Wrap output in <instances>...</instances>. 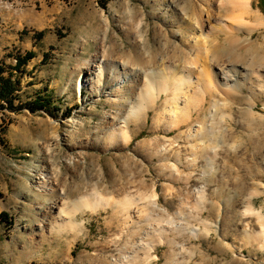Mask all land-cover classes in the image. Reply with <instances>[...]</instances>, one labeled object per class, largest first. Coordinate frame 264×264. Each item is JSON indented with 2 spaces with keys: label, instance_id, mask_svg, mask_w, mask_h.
I'll list each match as a JSON object with an SVG mask.
<instances>
[{
  "label": "rangeland",
  "instance_id": "1",
  "mask_svg": "<svg viewBox=\"0 0 264 264\" xmlns=\"http://www.w3.org/2000/svg\"><path fill=\"white\" fill-rule=\"evenodd\" d=\"M172 1L0 0V66L5 75L12 71L19 85L13 108L0 111V264H264L263 236L258 235L264 225L255 214L264 221V87L245 75L250 69L238 65L239 74L233 76L253 89L242 87L255 101L254 125H245L242 113L250 109L249 102L234 103L220 90L200 92L207 71L199 57L197 65L178 63L181 73L188 72L187 66L194 69L189 82L179 86L176 99L172 93L160 95L128 146L118 149L105 140L104 131L124 128V112L113 102L129 88L127 77L114 79L108 62L122 60L131 41H142L141 32L147 46L157 45L155 27L163 40L178 43V27L165 21L185 0ZM194 2L202 9L197 32L202 31L204 45L214 44L210 25L225 24L239 29L240 46L251 43L253 55L264 57V30L239 13L237 0ZM209 4L214 14L207 20ZM260 5L248 0L249 13L264 18ZM166 9L164 21L160 15ZM193 40L181 46L184 59L196 53ZM28 51L33 56L27 63L12 69L15 57ZM88 60V72L80 70ZM209 72L223 82L219 67L210 65ZM38 93L50 95L51 101L31 108ZM190 93L199 99L202 94V101L189 106L183 126L166 131L165 124ZM215 106L220 122L212 130L218 135L231 131L229 138L209 143L187 136L201 127V120L209 126ZM92 140L96 145L87 147ZM211 143L217 159L206 164L197 157L199 147ZM79 179L86 183L84 191H98L117 204L130 196L128 211L79 212L73 219L77 234L60 229L58 210L70 204L67 191ZM255 187L260 194L250 195ZM248 204L255 215L247 211Z\"/></svg>",
  "mask_w": 264,
  "mask_h": 264
},
{
  "label": "bare ground",
  "instance_id": "2",
  "mask_svg": "<svg viewBox=\"0 0 264 264\" xmlns=\"http://www.w3.org/2000/svg\"><path fill=\"white\" fill-rule=\"evenodd\" d=\"M237 2L239 6L238 8L239 13L241 14L247 13V15L253 20V24L255 25V28H259V29L262 28L264 30V18L260 17L257 14L249 13L248 0H237ZM233 3H235V1ZM172 4L173 1L168 0L167 5H172ZM207 6H209L208 8L206 7V11L208 13L207 20H210V16L214 14V11L213 9H211L210 4ZM173 10L174 12L173 15H170L171 17L170 20L165 21L166 17L169 16L166 13L167 9L163 10L164 12H162L160 16L162 19L165 18L164 19L165 22H168L171 25L172 24L176 25L178 27V30L180 31L179 33H181V38L178 43H172L170 41L163 40L162 31H160L157 27H155L153 28V32L155 33L156 38L158 39V44L155 46H151L148 44L147 46L144 33L143 32L140 33L138 29L137 33H140V37H142V41H136V40L131 41L128 50L122 53V57H124L122 60H113L112 62L111 61L108 62L111 68V70L109 69V71H111V74L113 75L114 79H116V81H120L122 78L124 79L125 77H127L129 83L128 90L127 89L121 90V99H118L117 101L113 102L117 107V109L122 110L124 112V116H123L124 128L120 129L119 132L115 129L104 131V134L106 136L105 140L108 142V144H112L118 149H120L119 147L128 146L132 136L136 134V131H138L137 129L140 127L142 119L146 118V116L148 115V111L151 109L152 106L156 104L161 94L172 93L171 94L172 98L176 99L179 94V88H180L179 86L183 84L187 85V83L189 82L190 74L194 72L193 71L194 69H192V67L190 66H187L188 72L186 74L181 73L178 70V63L185 61L184 63L186 64V62L188 61L190 65L191 63L193 65H197V61L199 57L206 65V67L203 70L207 71L204 72L206 73L205 75L207 80L204 83L203 90L199 89L200 92L202 93L204 91L203 92L204 95L207 90L211 92L212 89H215L217 91L220 90L222 94L225 95V98H229V99L232 98L234 103L235 101L239 104L244 102L245 103L249 102L248 105L250 106V109L247 110L245 109L246 111L245 110L242 111L243 116L245 118L244 121L245 125L251 126L254 125L253 123L258 121V117L257 115H255L253 110L255 101L251 100L250 98H247V96L244 95V92L242 90L243 86L249 90L252 89L250 88L251 86H248L246 82L236 83L235 82L236 80H234L235 79L234 76L239 74L238 71L236 70L237 66L244 65L248 69H250L249 72H247L245 75L250 74L249 78L252 77L253 81H257V83L260 82L259 87H264V57L262 55H253L252 53L253 45L251 43L245 44V48L243 46H240L239 44L241 41H240V35L238 33L239 29L234 26L232 28L230 25L226 26L225 24L220 25L219 27L210 25L209 27L210 30L212 31L214 30L213 31L214 36L209 41L210 43H214V44H209V48L207 46L208 44L204 45L205 42L201 41V36H200L202 35L201 34L202 31L197 32L200 31V29L202 28V23H203L201 19L202 9L196 6L194 0H185L181 8H178L176 6L175 9ZM136 16H137V9L134 8L132 9V18L135 19ZM184 16H186V18ZM239 16L241 15L237 14L236 18H238ZM193 22H196L198 24L199 30L194 25ZM207 23L209 22L207 21ZM133 32L134 31H132V35L134 34ZM211 33L212 32H210V34ZM220 34H223L224 36H221ZM191 38L194 39L193 46L194 49L196 48L195 49L196 53L193 58L188 59L187 56L184 59L183 57L184 49L181 46L182 45L184 46L186 40L189 41ZM205 48L207 49V52H209L210 56L207 55ZM203 49L206 55H204V53L202 52ZM89 63H90L89 60L83 62L82 66H79L81 68L80 70H82V68H85V71L88 72ZM108 63H105V67L106 65H108ZM210 65L217 66V69L219 67L220 72L222 73L223 82H220L218 79H216L217 76L216 73H214V75L212 73L210 74L209 72ZM118 68L121 69L120 71L121 73H118ZM230 72L231 74H229ZM101 75H102V70L98 72L97 80H100ZM237 81H239L238 78ZM80 88H81V82L77 84L78 93L80 92ZM118 90L120 91V88ZM261 90L259 89L258 91L260 92ZM203 95L201 94L200 96L202 97H200L199 99V97L196 96L195 94H191V93L188 94L187 95L188 97L184 102L185 103L184 107H181L179 113L176 114L174 117H171L170 120L167 121L164 129L166 131H170L173 128H179L183 126L190 116L189 106H191V104L198 103L200 100L202 101ZM128 104L130 105L127 106ZM127 107L128 109H126ZM218 109H219L218 106L217 107L215 106V110L213 112V116L210 119L209 126H207L204 120H201L200 122L201 127L198 128V130H196L195 133L188 132L186 135L194 136V137L199 136L202 141L208 140L209 143L210 141L213 142L218 140L224 142L225 139H227L229 133H231V131L227 130L228 132L225 131L224 133L218 135L215 134L212 130L214 125L220 122V120H215V116H214L215 113H217ZM260 121H262V119ZM108 124L112 125L113 122L109 121ZM132 125L136 126V129L132 128ZM252 133H250V135ZM143 144L145 145L144 147L146 148L150 146L149 142L148 143L143 142ZM260 144H261L260 146L262 147L263 143ZM95 145L96 143L92 140L91 142H89L87 147L90 146L94 147ZM212 146L213 144L211 143L203 148L199 147L201 153L197 157H201L202 159H204L206 164L216 162L217 158H215L214 156L215 150L211 152ZM209 151H210L209 156L204 155L205 152L208 153ZM252 151L255 153L257 150L253 149ZM194 159L195 158H193L192 160ZM108 173L112 183H116L115 178H113V174H114L113 169L109 168ZM85 184H86L85 181L79 179L73 185H71V187L67 191V195L71 198V202L69 205L67 204V206L59 209L57 213V215L61 220V223L60 222L58 223L60 229H64L68 227L69 229L73 230V235L77 234L75 230L78 223L73 220L74 216L77 213L85 212V211L95 212L99 209H105L107 207H110L113 210L116 209L120 212L122 211L127 212L131 204V199H129L130 196L127 197L128 199H124L122 203L117 204L114 202V200H112L111 197H106L98 191H93V192H87L86 190L84 191V189L82 188L84 187L83 185ZM261 192H263V190ZM251 194L258 195L260 194V190L257 187H255L251 190L250 195ZM249 199H251V197ZM57 203L58 201H55L53 203V206L54 207L57 206ZM247 211L254 214L255 210L251 204H248ZM255 214L257 221L263 227L264 221L262 215L258 214L257 212H255ZM263 228L258 233V235L263 236L260 237L261 238L260 240L262 242L261 246H264Z\"/></svg>",
  "mask_w": 264,
  "mask_h": 264
},
{
  "label": "trees",
  "instance_id": "3",
  "mask_svg": "<svg viewBox=\"0 0 264 264\" xmlns=\"http://www.w3.org/2000/svg\"><path fill=\"white\" fill-rule=\"evenodd\" d=\"M101 3H104L105 0H100ZM260 4H264L263 0H259ZM264 11V6L260 5ZM39 36L41 32L37 33ZM32 52H27L25 55H18L15 57L16 61L12 69L18 70L23 65L27 63V60L32 57ZM6 69L3 66H0V111L8 108H13L12 100L16 98L19 90L18 80L12 77V71H7V75L4 73ZM51 101V97L48 94H36V97L31 101V108H40L48 105Z\"/></svg>",
  "mask_w": 264,
  "mask_h": 264
}]
</instances>
